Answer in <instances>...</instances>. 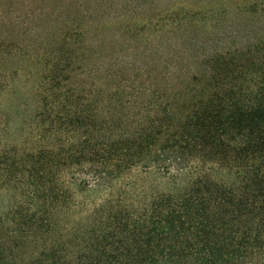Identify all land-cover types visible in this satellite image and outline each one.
<instances>
[{
  "label": "trees",
  "instance_id": "obj_1",
  "mask_svg": "<svg viewBox=\"0 0 264 264\" xmlns=\"http://www.w3.org/2000/svg\"><path fill=\"white\" fill-rule=\"evenodd\" d=\"M6 1L0 264H264V0Z\"/></svg>",
  "mask_w": 264,
  "mask_h": 264
},
{
  "label": "rangeland",
  "instance_id": "obj_2",
  "mask_svg": "<svg viewBox=\"0 0 264 264\" xmlns=\"http://www.w3.org/2000/svg\"><path fill=\"white\" fill-rule=\"evenodd\" d=\"M6 1V0H5ZM17 0H12L10 6H13V4L16 3ZM7 5H8V1ZM206 0H165L164 3L161 4L162 9H166L170 5L173 4H181V6H185L186 8L192 7L193 4H196V6H200L202 4H205ZM20 3H23L22 7L29 8L27 4V0H19L16 7L20 6ZM160 7V5L157 4V7ZM24 14L23 10L21 12L18 10L17 15ZM22 16V15H21ZM25 24V21H24ZM8 26H1L0 27V36L3 35L1 31L9 30L8 36L6 38L8 39H16L17 38H23V36L28 35V32L24 31L21 27L16 25H11L9 28ZM15 36V37H14ZM22 36V37H21ZM14 37V38H10ZM1 53V51H0ZM21 60H24L22 57ZM2 64H0L1 66ZM10 88V89H9ZM12 92V94H11ZM26 92V89L24 87V81L21 76H16L13 80H11L8 83V88L4 92L0 94V114L8 115L9 111H11V121L16 124L21 121V116L15 114V110L24 102L23 96ZM70 192L72 194V200L74 205L77 206L74 210L77 209L76 215H79L80 209H84L88 207L92 202H96L99 198V194L95 191H81L80 187H77L75 185H72L70 188ZM9 196L5 194L4 192H0V212H5V206L7 205V199ZM74 210L71 212V214L74 213Z\"/></svg>",
  "mask_w": 264,
  "mask_h": 264
}]
</instances>
